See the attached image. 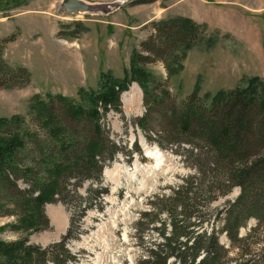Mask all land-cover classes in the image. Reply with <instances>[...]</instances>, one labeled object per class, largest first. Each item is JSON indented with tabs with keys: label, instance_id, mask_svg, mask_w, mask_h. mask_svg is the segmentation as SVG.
<instances>
[{
	"label": "rangeland",
	"instance_id": "rangeland-1",
	"mask_svg": "<svg viewBox=\"0 0 264 264\" xmlns=\"http://www.w3.org/2000/svg\"><path fill=\"white\" fill-rule=\"evenodd\" d=\"M61 1L0 0V41L14 36L4 44L1 57L8 65L23 66L31 74L22 87L0 88V117H21L26 127L40 131L30 109L37 96L59 113L60 104L49 102L47 94H60L86 105L78 90L97 91L102 73L118 80L128 77L120 94L121 112L110 110L100 119L121 150L102 171V186L108 190L103 209L86 212L80 221L82 233L68 242V248L78 257L77 264H137L142 246L160 241L154 228L169 230L165 213L153 209L158 198L170 195L183 180L197 175L191 147L171 144L161 118L172 107H180L196 83L198 95H207L208 105L217 91L245 86L253 76L264 82V0H157L150 4L85 0L98 9L76 14L63 12ZM173 16L188 17L206 28L186 52L179 73L169 76L160 61L143 65L158 82L153 89L156 99L145 98L138 82L130 77L132 51L140 49V43L153 32L152 22ZM72 22H81L87 31L73 40L57 37L62 26ZM133 85L137 87L135 101L126 94ZM146 113L148 128L142 129L138 120ZM82 128L80 124L76 130L84 137ZM88 187L89 182L79 192L84 195ZM239 193L240 189L233 187L208 204L199 200L194 211L206 220V231H216L232 264L242 258L257 261L264 243V218H250L239 229L238 236L244 239L239 247L222 232L224 210ZM11 211L12 205L0 194V240L11 242L28 236V242L42 247L61 239L72 214L61 203L46 204L44 212L51 228L22 232L9 227L17 220V211ZM57 214L59 220H54ZM155 217L165 224H150Z\"/></svg>",
	"mask_w": 264,
	"mask_h": 264
},
{
	"label": "trees",
	"instance_id": "trees-1",
	"mask_svg": "<svg viewBox=\"0 0 264 264\" xmlns=\"http://www.w3.org/2000/svg\"><path fill=\"white\" fill-rule=\"evenodd\" d=\"M151 26L153 32L140 43V49L132 51L129 73L145 98L156 99L153 89L158 82L143 65L160 61L169 76L179 73L186 52L202 37L206 25L173 16L154 21ZM85 31L87 27L81 22H72L62 26L56 35L73 40ZM13 38L12 35L0 41L1 89L22 87L31 78L28 69L10 66L1 57L4 44ZM128 81L127 76L118 80L108 72L102 73L97 91L78 90L86 105L60 94H47L49 102L56 100L60 104L61 114L37 96L30 109L40 131L26 127L21 117H0V194L12 205L11 214L17 211V220L9 227L22 232L50 229L44 212L49 203H61L72 212L66 233L47 246L28 242V236L11 242L0 240V264L78 263L68 242L82 233L80 221L88 210L103 209V196L108 190L102 186V171L121 152L100 119L110 110L121 112L120 94ZM206 99L207 95H198L196 83L195 90L180 107H172L161 118L171 144L191 147L189 153L197 175L183 180L170 195L158 198L153 209L158 214L165 213L169 230L154 228L160 241L148 247L143 245L137 264H232L216 231H206V220L194 211L197 201L208 204L233 187H238L240 193L225 208L222 227L230 242L239 247L244 241L238 236L239 229L250 218H264V82L253 76L245 86L217 91L208 105ZM80 124L84 137L77 131ZM138 124L146 129L147 113ZM87 182L89 187L83 195L79 189ZM156 222L165 224L156 217L150 220V224ZM262 244L257 261L242 258L234 264H264Z\"/></svg>",
	"mask_w": 264,
	"mask_h": 264
},
{
	"label": "water",
	"instance_id": "water-1",
	"mask_svg": "<svg viewBox=\"0 0 264 264\" xmlns=\"http://www.w3.org/2000/svg\"><path fill=\"white\" fill-rule=\"evenodd\" d=\"M60 7L67 14H76L78 12H88L98 9L96 5L90 4L85 0H62Z\"/></svg>",
	"mask_w": 264,
	"mask_h": 264
},
{
	"label": "bare ground",
	"instance_id": "bare-ground-1",
	"mask_svg": "<svg viewBox=\"0 0 264 264\" xmlns=\"http://www.w3.org/2000/svg\"><path fill=\"white\" fill-rule=\"evenodd\" d=\"M136 89H137V87L135 86V85H133V88H131V90L129 91V92H127L126 94H130V96H131V99H132V101H135L136 100V98H137V95H136ZM124 97V96H123ZM58 216V217H57ZM59 214H57L54 218H52V219H54V220H59Z\"/></svg>",
	"mask_w": 264,
	"mask_h": 264
}]
</instances>
